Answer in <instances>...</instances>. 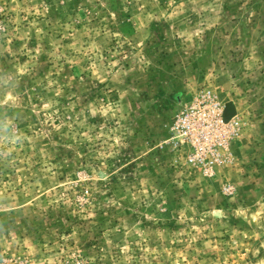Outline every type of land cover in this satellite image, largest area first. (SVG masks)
<instances>
[{
    "label": "rangeland",
    "instance_id": "obj_1",
    "mask_svg": "<svg viewBox=\"0 0 264 264\" xmlns=\"http://www.w3.org/2000/svg\"><path fill=\"white\" fill-rule=\"evenodd\" d=\"M206 91L213 173L172 140ZM0 264H264V0H0Z\"/></svg>",
    "mask_w": 264,
    "mask_h": 264
},
{
    "label": "built area",
    "instance_id": "obj_2",
    "mask_svg": "<svg viewBox=\"0 0 264 264\" xmlns=\"http://www.w3.org/2000/svg\"><path fill=\"white\" fill-rule=\"evenodd\" d=\"M237 123L225 121L224 107L210 91L196 94L185 103L172 124L176 144L186 159L206 173L230 163V149L238 139Z\"/></svg>",
    "mask_w": 264,
    "mask_h": 264
},
{
    "label": "water",
    "instance_id": "obj_3",
    "mask_svg": "<svg viewBox=\"0 0 264 264\" xmlns=\"http://www.w3.org/2000/svg\"><path fill=\"white\" fill-rule=\"evenodd\" d=\"M236 115L235 106L233 103H228L225 105L224 109V119L225 121L231 120Z\"/></svg>",
    "mask_w": 264,
    "mask_h": 264
}]
</instances>
